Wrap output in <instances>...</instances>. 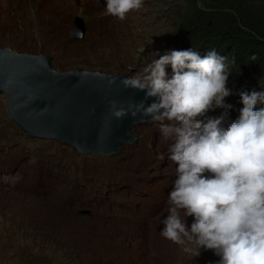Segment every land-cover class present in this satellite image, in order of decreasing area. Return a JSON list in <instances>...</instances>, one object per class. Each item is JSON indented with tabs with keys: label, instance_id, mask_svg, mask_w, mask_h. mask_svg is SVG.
Listing matches in <instances>:
<instances>
[{
	"label": "rangeland",
	"instance_id": "obj_1",
	"mask_svg": "<svg viewBox=\"0 0 264 264\" xmlns=\"http://www.w3.org/2000/svg\"><path fill=\"white\" fill-rule=\"evenodd\" d=\"M64 1L0 0V47L14 43L52 55L54 66L83 62L81 68L92 71L118 66L139 71L151 61L150 53L172 49L166 43L171 12L161 17L158 0L131 10L130 25L114 27L116 40L104 32L112 25L101 14L103 1ZM79 12L89 17L87 42L70 36ZM5 111L0 97V216L5 217L0 264H211L218 259L203 248L194 256L160 235L175 165L166 158L167 141L158 135L157 122L142 127L140 146L105 159L24 135ZM9 219L15 222L12 230L22 231L27 223L38 234L10 237ZM191 220L187 217V224ZM37 235L46 242L36 244Z\"/></svg>",
	"mask_w": 264,
	"mask_h": 264
},
{
	"label": "clouds",
	"instance_id": "obj_2",
	"mask_svg": "<svg viewBox=\"0 0 264 264\" xmlns=\"http://www.w3.org/2000/svg\"><path fill=\"white\" fill-rule=\"evenodd\" d=\"M101 1L103 19L106 16L104 20L112 25L104 32L116 40L114 27L130 25L131 10L142 9L145 0ZM170 6V0H158L161 17L168 15ZM63 11L56 9L55 13ZM88 23V15L79 12L71 38L87 42ZM168 45L172 49L162 54L158 50L150 53L151 61L139 71L131 67L113 73L93 71L121 74L125 88L143 91L144 98L127 108L110 101L115 118L133 116L134 137L139 140L135 147L141 145V137L146 135L142 127L150 121L157 122L158 135L167 141L166 158L175 168L160 235L183 245L186 252H195L194 256L202 248L212 250L218 259L211 264H264V89L259 90L264 82L259 79L253 87L248 83L241 90L225 55L215 48L201 53L193 47ZM87 51L96 54L93 48L87 47ZM81 67L83 62L67 64V70L54 66L62 72L92 71ZM130 146L126 144L121 153ZM151 150L154 159L153 145ZM157 155L165 159V153ZM189 216L190 225L186 222Z\"/></svg>",
	"mask_w": 264,
	"mask_h": 264
},
{
	"label": "water",
	"instance_id": "obj_3",
	"mask_svg": "<svg viewBox=\"0 0 264 264\" xmlns=\"http://www.w3.org/2000/svg\"><path fill=\"white\" fill-rule=\"evenodd\" d=\"M52 59L0 49V96L9 120L21 133L106 157L120 154L126 144L139 143L133 116L115 118L110 101L127 108L144 98L143 91L125 88L121 74L58 71Z\"/></svg>",
	"mask_w": 264,
	"mask_h": 264
},
{
	"label": "trees",
	"instance_id": "obj_4",
	"mask_svg": "<svg viewBox=\"0 0 264 264\" xmlns=\"http://www.w3.org/2000/svg\"><path fill=\"white\" fill-rule=\"evenodd\" d=\"M170 2L172 28L167 40L170 45H181L180 49L193 47L201 53L215 48L225 55L231 76L241 90L246 89L248 83L253 87V83L259 79L264 82V0H199V6L197 0ZM3 45L16 52L34 54L14 43ZM55 67L67 70L61 65ZM123 70L112 68L104 71L113 73ZM262 89L264 85L259 88ZM4 219V216H0V220ZM9 222L7 233L10 237L26 238L28 234H38L32 232L27 223H23L25 229L22 231H14V220L9 219ZM39 237L36 236V244H44L46 240ZM53 245L51 243L50 248Z\"/></svg>",
	"mask_w": 264,
	"mask_h": 264
},
{
	"label": "bare ground",
	"instance_id": "obj_5",
	"mask_svg": "<svg viewBox=\"0 0 264 264\" xmlns=\"http://www.w3.org/2000/svg\"><path fill=\"white\" fill-rule=\"evenodd\" d=\"M63 2H65L64 0H62ZM45 9H47L46 7H44Z\"/></svg>",
	"mask_w": 264,
	"mask_h": 264
}]
</instances>
